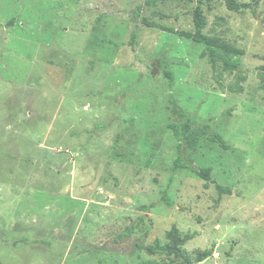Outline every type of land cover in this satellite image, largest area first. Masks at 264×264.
Returning a JSON list of instances; mask_svg holds the SVG:
<instances>
[{
  "label": "rangeland",
  "instance_id": "1",
  "mask_svg": "<svg viewBox=\"0 0 264 264\" xmlns=\"http://www.w3.org/2000/svg\"><path fill=\"white\" fill-rule=\"evenodd\" d=\"M145 1L0 0V264H178L147 252L172 227L192 264H264V0L200 5L236 71L144 25L192 32L197 0ZM171 104L222 138L184 155L209 180L174 171Z\"/></svg>",
  "mask_w": 264,
  "mask_h": 264
},
{
  "label": "trees",
  "instance_id": "2",
  "mask_svg": "<svg viewBox=\"0 0 264 264\" xmlns=\"http://www.w3.org/2000/svg\"><path fill=\"white\" fill-rule=\"evenodd\" d=\"M164 0H146L145 6L147 7H155L157 3L162 2ZM203 0H197V6L193 11V31L192 32H185V31H175L172 28L164 27L157 24H151L144 22V25L147 27H153L158 30H161L166 33L174 34L177 37L190 40L196 44L202 45L205 48L206 55L209 59L210 65L213 67L215 64V59H218L222 65L223 71H236L237 64L231 61L232 58L241 57L244 55V51L236 46H233L230 43L223 41L220 38L207 36L203 33V29L206 26L205 17L202 15L200 10V5L202 4ZM258 0H254L252 2L247 3H237L234 0H226L225 5L226 8L230 11H243L249 10L254 15L255 6L257 5ZM140 12V8L137 7L134 9L133 14L135 15V19H138V14ZM134 33H132V37H134ZM215 50L221 52L220 56H216ZM162 77L165 80L166 86H171L172 82V75L169 72L164 71L162 73ZM168 114V122L165 124V128L172 131L173 136L178 142L177 149L179 152L178 158L174 163V171L177 169H185L194 172L197 176L204 180H209V170L208 169H194L191 165L186 164L184 161V155L186 151H192L200 136H206L211 141L218 143L222 148H225L224 142L222 138L215 134L209 133L208 127L203 125L200 127L199 132L193 131L191 126L193 125V120L186 116V114L181 110H176L171 104L169 108ZM177 114L181 118V122L177 123L173 121V115ZM219 195L226 193L230 194V191L227 189H223L221 186H216ZM161 201L168 207L172 206V203L167 198L165 192L161 193ZM154 204L151 203L148 206H142L141 210L145 212L149 208H153ZM166 240L167 243L164 246H159L157 243L155 246H150L147 248V252L149 255H154L156 253H163L167 256H174L178 258V264H192L189 258H186L183 255L182 247L185 242L188 240L186 237H182L178 230L175 227H172L166 233ZM208 254L206 252H199L195 256L194 263H199L204 260Z\"/></svg>",
  "mask_w": 264,
  "mask_h": 264
}]
</instances>
